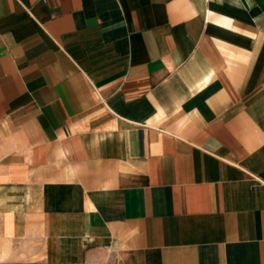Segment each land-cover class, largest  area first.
Segmentation results:
<instances>
[{"label":"crops","instance_id":"crops-1","mask_svg":"<svg viewBox=\"0 0 264 264\" xmlns=\"http://www.w3.org/2000/svg\"><path fill=\"white\" fill-rule=\"evenodd\" d=\"M0 264H264V0H0Z\"/></svg>","mask_w":264,"mask_h":264}]
</instances>
